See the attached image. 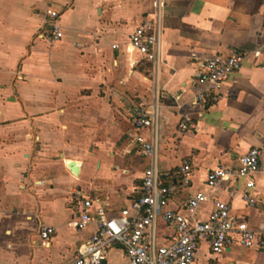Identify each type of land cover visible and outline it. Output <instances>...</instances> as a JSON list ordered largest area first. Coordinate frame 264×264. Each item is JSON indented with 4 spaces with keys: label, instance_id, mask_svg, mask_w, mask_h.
<instances>
[{
    "label": "crops",
    "instance_id": "0c3cea01",
    "mask_svg": "<svg viewBox=\"0 0 264 264\" xmlns=\"http://www.w3.org/2000/svg\"><path fill=\"white\" fill-rule=\"evenodd\" d=\"M48 10L59 13L63 37L56 42L46 38ZM152 10V0H0V264H70L96 232L94 223L74 226L76 190L111 213L140 196L153 159L142 156L138 133L156 144L163 182L178 185L173 209L205 192L264 231V174L250 192L254 206L243 201L242 179L207 185L210 170L238 165L252 148L264 162V0H165L159 65L129 46ZM235 49L246 60L221 98L197 103L201 65ZM156 105L157 123L138 132L137 109ZM182 120L194 127L181 129ZM186 162L188 186L180 175ZM212 208L208 201L195 219L206 221ZM42 225L55 228L47 247ZM157 225L161 240L171 234ZM125 262L115 246L103 264ZM193 264H264V246H233L217 256L203 241Z\"/></svg>",
    "mask_w": 264,
    "mask_h": 264
},
{
    "label": "built area",
    "instance_id": "2783aa9c",
    "mask_svg": "<svg viewBox=\"0 0 264 264\" xmlns=\"http://www.w3.org/2000/svg\"><path fill=\"white\" fill-rule=\"evenodd\" d=\"M153 10L143 16L129 38V46L148 61L160 62L162 43V10L165 0H152ZM50 18V42L63 37L59 24V13L48 10ZM114 47H117L116 45ZM246 55L240 50H232L229 55H215L200 67L194 84V98L197 103L208 100L218 101L224 85L231 75L240 69ZM158 121V107H140L133 117V125L138 132L153 127ZM179 127L183 130L193 128L182 120ZM135 142L141 147L143 157L153 159L141 181L140 196L131 201L128 207L111 213L99 200L93 199L85 191L74 192L73 200L79 207V217L74 222L76 229H83L94 223L96 232L77 250L70 264H103L110 250L120 247L126 255L125 264H193L201 242L207 241L213 255H222L228 248H261L264 246V231L249 226L245 217L232 216L228 203L210 198L205 192H197L187 199L182 209H173L170 200L177 183L166 184L157 168V147L138 133ZM262 151L252 148L243 154L236 166L220 165L209 171L207 185L214 189L222 182L245 181L243 201L254 206L256 199L250 192L255 189L258 174H264ZM181 183H191L193 169L184 163L180 169ZM208 201L213 208L206 221L195 219L196 212ZM190 215H185L184 212ZM158 221L165 223L171 234L161 240L158 235ZM55 228L42 225L39 230L40 245L47 247L53 240Z\"/></svg>",
    "mask_w": 264,
    "mask_h": 264
},
{
    "label": "water",
    "instance_id": "95a60500",
    "mask_svg": "<svg viewBox=\"0 0 264 264\" xmlns=\"http://www.w3.org/2000/svg\"><path fill=\"white\" fill-rule=\"evenodd\" d=\"M70 168L75 173H78L79 172L78 164L76 162H74V161L72 163H70Z\"/></svg>",
    "mask_w": 264,
    "mask_h": 264
}]
</instances>
